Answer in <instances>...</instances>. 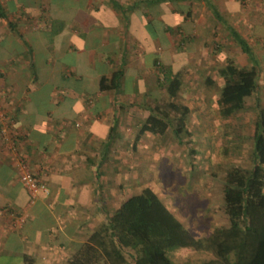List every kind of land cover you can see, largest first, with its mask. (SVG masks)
Segmentation results:
<instances>
[{
	"label": "crops",
	"instance_id": "1",
	"mask_svg": "<svg viewBox=\"0 0 264 264\" xmlns=\"http://www.w3.org/2000/svg\"><path fill=\"white\" fill-rule=\"evenodd\" d=\"M207 2L0 0V106L5 115L0 123V255L21 261L27 254L32 264H70L77 252L89 248L86 238L94 227L127 196L150 186L145 180L153 170L148 173L144 155L168 132L138 135L137 130L165 92L158 85L159 65L178 69L181 63L175 66L171 60L181 57L196 61L198 68L220 55V60L254 67L253 93L264 92V0H211V10ZM197 72L192 73L200 82ZM206 75L214 87V76ZM101 76L110 87H99ZM196 124L202 125L201 135L210 129L205 120ZM226 145L228 157L235 151L243 157L241 144ZM17 157L46 189L32 200L19 180ZM236 164L242 166L231 165ZM188 184L184 189L191 188ZM192 188L209 204L192 205L182 215L162 200L191 234L202 236L226 219L216 216L215 196L204 193V185ZM218 202L215 206H221ZM167 253L175 264H199L210 257L189 247ZM93 263L104 264L99 256Z\"/></svg>",
	"mask_w": 264,
	"mask_h": 264
},
{
	"label": "trees",
	"instance_id": "2",
	"mask_svg": "<svg viewBox=\"0 0 264 264\" xmlns=\"http://www.w3.org/2000/svg\"><path fill=\"white\" fill-rule=\"evenodd\" d=\"M237 38L242 50L248 52L245 41L239 35ZM158 70V85L166 97L154 100L137 134L160 135L170 130L180 139L189 132L186 117L190 111L189 104L179 99L182 74L160 65ZM215 70L222 81L218 112L223 117L234 115L244 108L245 98L256 89V70L236 65L231 58H225ZM105 79L99 78L100 88L111 86ZM203 79L207 87L212 85L210 76ZM257 106L251 133V166L248 170L237 164L223 169L221 208L225 224L194 236L162 197L150 186H144L127 196L105 222L91 230L86 238L89 248L77 252L70 264H97L93 263L97 256L102 257L104 264H175L167 252L177 247L208 252L210 257L199 264H264V103ZM188 153L193 157L195 148H189ZM189 163L193 168L194 164ZM21 261L32 264L27 254H22Z\"/></svg>",
	"mask_w": 264,
	"mask_h": 264
},
{
	"label": "rangeland",
	"instance_id": "3",
	"mask_svg": "<svg viewBox=\"0 0 264 264\" xmlns=\"http://www.w3.org/2000/svg\"><path fill=\"white\" fill-rule=\"evenodd\" d=\"M174 1L180 4L181 0ZM186 2H188V0H184V4ZM181 3L183 4V2ZM207 3L209 4V9H213L214 6H212L211 0H208ZM223 17L222 14H219V19ZM220 58L219 55L213 60L201 62V66L198 68L194 66L196 65V61H183L181 57H174L171 60V63L175 66L176 63H181V65H179V67H181L178 69H172L170 63L168 66L171 68L172 72L179 70L182 74V87L179 91V99L190 106V111L186 117V128L189 132L180 139H176L170 130L166 131L168 132L167 135L165 134L163 137H158L160 139L153 143V145L159 146V148L156 147L155 149L154 146L153 150L146 151V155H144L146 157L143 156L147 158L148 166L146 169H149L148 173L150 169L153 170L152 173L147 175V180L145 181L148 182L156 193L160 196L162 195L161 197L163 199L166 198L164 200L170 202L173 210L177 208L182 215L189 214L193 207L192 205H198L199 203H201V205L209 204L206 202L205 198H200L195 192L193 193L190 191L193 190L192 187L194 183H197L199 186L204 185V193L207 191L212 197L215 196L213 202L214 210L216 211L215 214L224 219L225 216L223 215L224 213L222 212L221 206H215L219 203L218 200L221 199L220 188L223 181L222 174L224 167L229 166V164L231 165L233 162H240L242 164L241 167L247 170L251 166L249 162L252 160L250 155L252 150V125L258 107L257 104L262 105L264 103V92L258 90L246 97V107L236 114L226 118L221 116L216 107L218 95L216 90L217 81L221 78L215 70V67L223 61V59L220 60ZM233 62L236 65H242L239 60L233 59ZM243 65L246 66L248 64L246 62V64ZM164 68L166 69V67ZM261 70L262 69H259V72ZM193 71H198L197 73L201 75L202 78L205 74H212L211 76H214L216 80L214 87L213 85L207 87L203 79L197 82L198 76L193 74ZM158 97L160 98V95ZM165 97L166 93L163 92L162 98ZM256 102L258 103L255 105ZM199 119L205 120L207 123L205 127L210 128L202 135L201 133L203 131L200 129L202 125L196 124ZM225 119L227 121H225ZM196 133H199L200 137H197L198 134ZM150 142L147 141L146 143ZM230 142L241 144V154H243V157H240L238 155L239 151L235 150H233L235 152L231 153L232 157L227 156L229 148L225 146ZM166 144H169V147L165 150L162 146ZM191 147L195 148L193 157L188 153V149ZM160 148L163 153L165 151L167 156H161L163 153L160 151ZM224 148H226L225 151ZM248 159H250L249 162ZM189 160L194 164L193 169L190 168ZM187 181L190 183L188 184V186L191 187L190 189H184L183 184L186 185ZM138 183L141 182L138 181ZM218 205H220V203ZM205 209V206H203L202 210ZM95 252H97V250H95ZM0 264H21V261L19 257L1 254Z\"/></svg>",
	"mask_w": 264,
	"mask_h": 264
},
{
	"label": "built area",
	"instance_id": "4",
	"mask_svg": "<svg viewBox=\"0 0 264 264\" xmlns=\"http://www.w3.org/2000/svg\"><path fill=\"white\" fill-rule=\"evenodd\" d=\"M5 118L4 110L0 106V123L3 122ZM3 129L0 128V135H2ZM15 165L18 171V177L22 185L25 187L29 200H32L38 191H46L44 185L38 181V178L30 170L28 164L24 161L23 158L17 157L15 160Z\"/></svg>",
	"mask_w": 264,
	"mask_h": 264
}]
</instances>
